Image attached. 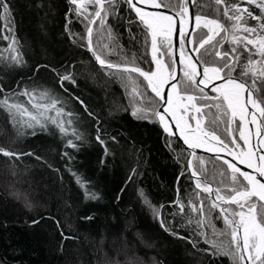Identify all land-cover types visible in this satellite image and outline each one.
Segmentation results:
<instances>
[{
	"label": "trees",
	"instance_id": "obj_1",
	"mask_svg": "<svg viewBox=\"0 0 264 264\" xmlns=\"http://www.w3.org/2000/svg\"><path fill=\"white\" fill-rule=\"evenodd\" d=\"M9 2L23 63L0 60L4 94L25 88L49 89L62 99L66 111L79 117L77 128L84 141L77 142L78 150L66 148L67 140L53 125L47 130L38 126L23 129L26 134L18 137L7 113L0 110V145L16 153L35 154L21 160L0 156V262L233 264L229 256L211 254L215 251L213 241L227 248L230 236L219 235L227 229L218 209L209 212L206 194L197 196L200 190L186 169L187 151L158 126L154 111L159 103L140 83L143 78L132 74L130 81L127 75H109L112 70L101 69L87 50L86 40L79 39L86 33V21L69 11L74 6L66 0ZM126 9L122 5L119 18L110 17L103 29L98 23L93 25V42L110 43L119 53L107 56L114 63H123L125 56L131 60L135 55L140 66L152 69L150 38L146 39L135 14ZM249 23L255 25L256 21ZM66 24L71 34H78L75 42L65 31ZM109 27L114 41L108 39ZM8 43L0 40V56L5 58L13 54L7 50ZM104 51L107 54L108 50ZM69 73L76 83L65 82V92L59 87L57 74ZM137 84L143 98L133 94ZM74 97L83 100L93 116ZM19 99L26 101V97ZM136 101L145 108V114L148 111L151 115L134 116ZM98 127L107 155L105 145L96 140ZM219 130L223 131V124L217 128L218 133ZM65 151L71 159L64 156ZM199 157L206 161L207 180L213 188L219 186L221 177L217 174L213 178V164L216 172L226 166L213 156L196 153L191 160L197 169L201 168ZM76 176L87 182V191L96 193L97 199L85 198V189L77 183ZM14 184L23 190L13 189ZM138 190L160 211L159 217L141 200ZM18 191H25V198L15 196ZM200 199L205 201L204 227L197 226V221L204 218L188 206L189 201L199 204ZM175 201L185 205L184 214L178 204L173 206ZM161 218L169 231L161 227ZM201 232L209 239L207 243ZM190 241H196L198 247L194 248Z\"/></svg>",
	"mask_w": 264,
	"mask_h": 264
},
{
	"label": "snow or ice",
	"instance_id": "obj_2",
	"mask_svg": "<svg viewBox=\"0 0 264 264\" xmlns=\"http://www.w3.org/2000/svg\"><path fill=\"white\" fill-rule=\"evenodd\" d=\"M69 3L74 6L69 11L86 21V33L79 39L86 40L87 50L101 69L112 70L109 75H127L130 81L132 74L142 77L140 83L154 94L163 109L155 110L154 115L164 131L169 136L175 135L168 120L171 117L184 144L193 150L190 153L193 158H196L195 149L202 148L226 166L216 172L213 164V178L217 174L221 177L219 186L213 188L207 180L205 159L198 158L200 169L194 167L193 160L187 162L191 177L195 179V188L200 190L197 196L206 194L210 200L209 212L218 209L223 218L227 231H221L219 235L230 236L227 248L213 241L215 251L211 254L229 256L233 264H264V0H69ZM122 5L135 14L146 39L150 38L151 62L155 64V70H145L137 63L135 55L131 60L125 56L123 63H114L107 56L119 54L117 50L110 43L93 42L96 31L93 25L98 23L101 29L106 27L110 17L119 18ZM249 21H256V24ZM0 22V40L9 41L7 50L13 53L7 58L0 56V60L22 64L9 0H0ZM65 31L75 42L78 34H71L68 24ZM107 36L109 41L115 40L110 27ZM229 44L231 47L226 48ZM57 79L65 92L68 91L65 82L76 83L71 73L57 74ZM132 91L143 98L140 84ZM4 93L5 89L0 86V94ZM20 97H26V101L20 102ZM74 98L89 116H93L83 100ZM0 110L7 113L18 137L26 134L23 129L34 130L38 126L47 130L53 125L67 140L66 148L78 150L77 142L84 141L77 128L79 117L66 111L62 99L49 89L25 88L4 94L0 98ZM141 111L143 109H136L133 115ZM192 121H195V127ZM220 124H223V135L217 131ZM96 140L105 145L107 155L99 127ZM25 155L35 154L16 153L0 145V156L9 160H21ZM64 156L71 159L67 151ZM236 161L251 171L243 170ZM76 181L85 189L86 199L98 198L96 193L87 191L88 184L81 177L76 176ZM140 195L144 196V193ZM144 202L160 216V211L146 197ZM177 204L180 213L184 214L185 205L180 201L173 202V206ZM188 206L204 218L197 221L198 227H204L207 218L204 199H200L199 204L189 201ZM163 207L161 205V209ZM56 223L59 227V221ZM160 223L165 231H169L164 219L161 218ZM200 235L207 243L206 234L201 232ZM190 242L194 248L198 247L196 241Z\"/></svg>",
	"mask_w": 264,
	"mask_h": 264
},
{
	"label": "water",
	"instance_id": "obj_3",
	"mask_svg": "<svg viewBox=\"0 0 264 264\" xmlns=\"http://www.w3.org/2000/svg\"><path fill=\"white\" fill-rule=\"evenodd\" d=\"M66 1H69V0H66ZM173 42H174V44H175V37H173ZM91 54H92V53H91ZM149 55H150V59H151V49H150V46H149ZM92 56H93V55H92ZM176 58L178 59V52H177V57H176ZM152 64H153V68H152V70H155V64H154V63H152ZM165 87L167 88V86H165ZM158 110H159V111H162L163 109L159 106ZM168 120H169V122H170V124H171V126H172V130H173V132H175V135H174L173 137H175V138L178 140V142H180V144L183 146V148L187 151V158H186V166H187V162L190 160V157H191L190 153H191L193 150L190 149V148H188V146H187L186 144H184L182 137H180V134L177 132L178 130L175 128L174 122L171 121V117H168ZM157 122H158V125H159L160 127L163 128V126L159 123L158 120H157ZM252 128L254 129V127H252ZM195 152H196V153H199V154H203V155H211V156H214L213 153H209V152L205 151V150L202 149V148H197V149H195ZM222 155H224L225 158L231 159V157H227L226 154H222ZM236 163H237L238 166L241 167L243 170L251 171L250 169H247V167H246L245 165H240L238 161H236ZM186 168H187V167H186ZM187 171L189 172V174H190V176H191V169L187 168ZM191 178H192V177H191Z\"/></svg>",
	"mask_w": 264,
	"mask_h": 264
},
{
	"label": "rangeland",
	"instance_id": "obj_4",
	"mask_svg": "<svg viewBox=\"0 0 264 264\" xmlns=\"http://www.w3.org/2000/svg\"><path fill=\"white\" fill-rule=\"evenodd\" d=\"M136 102H137V101H136ZM157 106H158V105H157ZM157 106H156V107H157ZM133 107H134V110H136V109H143V111L139 112V114H143V115L145 114V112H144L145 108H143V106L141 105L140 102H137V103H135V104L133 103ZM147 109H148V108H147ZM145 115H149V116H150L151 114H150V112L147 111V113H146ZM154 117H155V115H154ZM155 120H156V119H155ZM191 123H192L193 127H195V124H194L195 121H192ZM219 131H220L219 133H221V135H223V131H221V130H219ZM22 136H24V135H22ZM191 157H192V156H191ZM13 189H15V190H23V189H22L20 186H18L17 184H14V185H13ZM140 193H141V191L138 190V195H139V197L141 198V200H144L145 197H144V196H141ZM14 195H15V196L17 195V196H20V197H22V198H25V195H26V194H25V191H23V192L18 191L17 193L14 192ZM208 240H209V239H208ZM209 242H210V241H209ZM0 264H2V262H0ZM128 264H130V263H128ZM134 264H136V263H134Z\"/></svg>",
	"mask_w": 264,
	"mask_h": 264
},
{
	"label": "bare ground",
	"instance_id": "obj_5",
	"mask_svg": "<svg viewBox=\"0 0 264 264\" xmlns=\"http://www.w3.org/2000/svg\"><path fill=\"white\" fill-rule=\"evenodd\" d=\"M68 3H69V1H67ZM158 108H159V106L156 108V110H158ZM155 119H156V122H157V120H158V118L155 116ZM157 124H158V122H157ZM195 124V123H194ZM159 126V125H158ZM160 127V126H159ZM251 127H254V129L252 128V130H253V133H255V126L253 125V126H251ZM160 129L163 131V132H165L164 131V129L162 128V127H160ZM178 132V131H177ZM166 133V132H165ZM179 133V132H178ZM166 134H168V133H166ZM173 137V136H172ZM175 138V137H174ZM209 156H211V155H209ZM214 157V156H213ZM186 158H187V156H186ZM190 160H191V157H190ZM187 167V166H186ZM187 169V168H186ZM189 173V172H188ZM190 175V174H189ZM190 178H191V176H190ZM192 180H194V178H191Z\"/></svg>",
	"mask_w": 264,
	"mask_h": 264
}]
</instances>
